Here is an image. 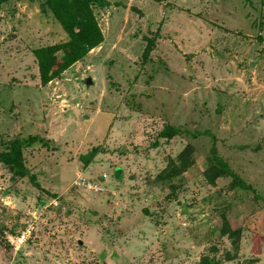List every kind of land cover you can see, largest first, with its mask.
Segmentation results:
<instances>
[{"label": "rangeland", "instance_id": "374dc122", "mask_svg": "<svg viewBox=\"0 0 264 264\" xmlns=\"http://www.w3.org/2000/svg\"><path fill=\"white\" fill-rule=\"evenodd\" d=\"M107 1L46 84L34 50L68 34L46 0L0 2V151L22 141L39 183L0 161V264H264V0Z\"/></svg>", "mask_w": 264, "mask_h": 264}, {"label": "trees", "instance_id": "16d2710c", "mask_svg": "<svg viewBox=\"0 0 264 264\" xmlns=\"http://www.w3.org/2000/svg\"><path fill=\"white\" fill-rule=\"evenodd\" d=\"M2 1L0 0V2ZM46 4L64 31L68 34L69 39L58 44L42 46L34 50L38 62L40 79L43 84L58 77L64 70L83 58L92 48L98 46L103 41V33L97 22L93 7L94 5L106 6L109 2L107 0H46ZM151 47L152 45L145 48L143 53L144 58L147 57ZM182 133L192 136L202 134L200 132L183 130L179 127L165 126L161 130L160 136L168 138ZM30 138L36 139L37 137L32 136ZM212 139L213 144L210 150L218 166L217 174L229 175L233 184L237 187L253 191V187L233 172L228 163L218 154L213 136ZM22 147V141L15 140L8 149L0 151V161L11 166L14 176L23 177L28 174L31 182L38 186L39 183L35 179V176L29 174L24 166ZM99 150L98 147H94L85 154L80 155L79 158L85 163H88ZM178 170L175 162L171 160L164 171L166 172L164 175L170 178ZM210 170L212 168L208 171Z\"/></svg>", "mask_w": 264, "mask_h": 264}, {"label": "built area", "instance_id": "2783aa9c", "mask_svg": "<svg viewBox=\"0 0 264 264\" xmlns=\"http://www.w3.org/2000/svg\"><path fill=\"white\" fill-rule=\"evenodd\" d=\"M31 232V227L29 225V228L27 230H25L23 233H22V238L25 239L28 237V233Z\"/></svg>", "mask_w": 264, "mask_h": 264}, {"label": "water", "instance_id": "95a60500", "mask_svg": "<svg viewBox=\"0 0 264 264\" xmlns=\"http://www.w3.org/2000/svg\"><path fill=\"white\" fill-rule=\"evenodd\" d=\"M84 82H85V85H90V84H92V80H91V78L90 77H87L85 80H84Z\"/></svg>", "mask_w": 264, "mask_h": 264}]
</instances>
